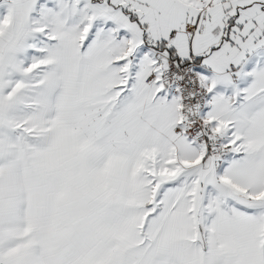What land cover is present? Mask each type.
Wrapping results in <instances>:
<instances>
[{
    "label": "snow or ice",
    "instance_id": "6c2138e0",
    "mask_svg": "<svg viewBox=\"0 0 264 264\" xmlns=\"http://www.w3.org/2000/svg\"><path fill=\"white\" fill-rule=\"evenodd\" d=\"M0 264H264V0H0Z\"/></svg>",
    "mask_w": 264,
    "mask_h": 264
}]
</instances>
